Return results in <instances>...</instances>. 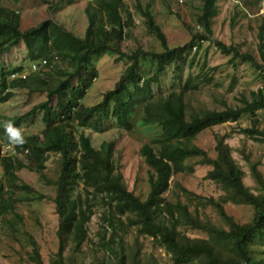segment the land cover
I'll return each instance as SVG.
<instances>
[{"label":"trees","instance_id":"16d2710c","mask_svg":"<svg viewBox=\"0 0 264 264\" xmlns=\"http://www.w3.org/2000/svg\"><path fill=\"white\" fill-rule=\"evenodd\" d=\"M198 1L201 11L196 25L184 21L180 14L176 15L190 33L189 41L176 47L168 45L166 34L156 21L151 6L138 4L145 24L162 42L164 50L138 47L126 52L122 44L136 24L132 11L125 6L124 0H92L85 10L89 21L85 36H72L71 44L59 53L43 55L36 68L39 73L33 71L12 80L31 93H46V99L28 112L14 118L1 119L0 116V165L3 166L0 218L7 219L8 214L14 213L16 202L27 192L39 198L46 197L22 180L17 173L19 168L36 171L41 179L56 185L53 202L58 217V248L47 262L41 244L31 235L32 248L28 255L35 264H108L106 251L94 253L91 260L78 257L87 253L85 246L91 242L89 224L94 215H98L100 224L107 228L109 239L106 246L114 256L110 264H264V153L252 159V152L246 151L245 143L239 149L261 187L260 192H255L246 184V171L235 156V147L228 141L238 132L244 134L245 139L264 143V122L258 114L259 109H264V88L240 89L235 105L229 104L226 97L219 94L216 99L224 107L221 110L215 106L197 108L185 98L190 90L199 89V84L210 83L211 77L205 73L202 78L188 77L180 92L169 93L162 103L152 101L153 84L162 71L173 66L177 71L174 74H181L179 72L184 69L193 48L213 39L215 18L220 12L219 0ZM243 13L247 15V11ZM257 21L258 44L255 47H244V43L227 44L218 39L214 42L221 53L231 56L230 62L235 67L239 59L248 61L264 80V15ZM20 25L21 13L0 0V56L22 40L34 36L38 28L40 34L48 36L46 23L27 31H22ZM105 52L117 55L118 61L129 60V65L101 102L86 106L82 101L99 76L96 60ZM148 57L157 60L152 76L140 72L141 62ZM56 59L70 62L74 70L69 73L55 71L53 64ZM23 70L21 64L7 71L0 68L2 100L12 95L6 91L10 86L7 75ZM41 72L50 74L51 78L42 77ZM231 81L233 84L236 80L232 78ZM217 82L225 86V82ZM231 91L232 87L224 92ZM141 107L140 122L160 127V132L141 147V154L152 169L150 191L145 199L129 189L121 165L115 160L112 140H102L97 146L91 135L83 132L79 136L72 133L71 136L61 135L50 122L54 109L53 113H63L54 118V122L57 119L67 123L81 120L104 131L108 121L114 118L120 128L131 130ZM38 110L44 113L46 127L41 132L23 136V145H14L15 153H23L25 159L17 157V154L6 155L7 150L3 149L11 142L4 122L11 121L22 130L25 118ZM245 115L249 116V122L242 125ZM227 121L238 124L237 129L215 134V155L196 143L201 131ZM51 153L62 157V167L55 180L46 171ZM197 164L209 166L205 177L221 193L218 196L196 193L177 181L176 185L183 188L189 200L196 201L195 208L191 209L181 199L177 202L170 200L168 191L174 175L193 174ZM230 201L251 205L254 209L252 220L240 223L230 215L226 209ZM208 206L217 211L221 222L202 215L199 208ZM175 208L181 211L182 217L180 221L177 218L169 221L167 215L174 217ZM15 214L21 219V215ZM9 223L15 225L18 221L10 220ZM180 225L184 226V232L180 231ZM130 236L133 241L128 240ZM148 238H152L154 248H164L167 257L154 249H146L144 239Z\"/></svg>","mask_w":264,"mask_h":264},{"label":"rangeland","instance_id":"374dc122","mask_svg":"<svg viewBox=\"0 0 264 264\" xmlns=\"http://www.w3.org/2000/svg\"><path fill=\"white\" fill-rule=\"evenodd\" d=\"M18 1V2H17ZM92 0H3V4L18 10L21 13L22 31H27L32 27H38L41 23H46V32L48 36L40 34V28L36 30L34 36L22 40L19 45L12 47L0 56V68L9 70L21 64L24 67L22 72L15 77L30 74L37 71V67L42 61L43 55H53L59 53L64 47L72 42V36L83 37L88 27V16L86 7ZM125 6L132 11L136 24L131 29V34L122 44L126 52H132L138 47H144L149 50L163 51L162 42L151 32L141 16L138 4L142 6H151L156 21L161 25L166 34L168 45L176 47L185 45L190 39V33L184 27L182 21L176 16L180 14L184 21L191 25L197 24V17L200 15L201 7L198 0H124ZM220 12L215 18L213 39L204 41L202 46L194 47L190 52L187 63L181 74H174L175 68L169 66L153 84L154 98L152 101L162 103L171 92H180L186 83L188 77L202 78L206 73L211 77L210 83L199 84V89L188 94L185 100H190L191 104L197 108L218 107L223 109L222 103L216 99L219 94H223L228 103L235 105L237 102L238 91L242 88L258 90L264 88V80L259 76L258 70L248 61L237 60V67L230 62V55L221 53L215 44V39L222 40L227 44L244 43V47H255L258 44L257 37V19L264 15V1L257 0H219ZM243 9V10H242ZM254 10V11H253ZM247 11V15L243 12ZM235 14H238L235 16ZM251 17L252 20H249ZM246 41V42H244ZM117 55H111L108 52L103 53L96 60V67L99 76L87 90L83 99V104L92 106L101 102L104 94L113 89L120 79L121 75L129 65V60H117ZM191 64V67L189 66ZM157 60L148 57L146 61L141 62L140 72L147 76H152L156 70ZM55 71L72 72L73 65L68 61L56 59L53 64ZM39 73V70L37 71ZM13 73H11L12 76ZM42 77L51 78L50 74L40 73ZM13 77V76H12ZM14 77V78H15ZM13 78V79H14ZM232 78L236 81L232 84ZM7 92L12 95L7 100L0 97V116L14 118L20 116L32 109L35 105L46 99L45 92L31 93L28 88H24L12 81ZM217 81L225 82V86L218 85ZM218 87V88H216ZM232 87L230 93L224 92ZM187 96V95H186ZM143 107L137 114V120L131 130L119 128L115 124H109V128L100 131L89 124L81 123L77 131L72 128L76 136L80 133L91 135L94 143L100 146L102 140H113L115 144V160L121 165L129 189L135 194L145 199L150 191L149 176L152 169L141 154V147L144 143L160 132V127L144 125L140 122ZM258 114L264 122V109H259ZM249 116L245 115L241 123L246 125L249 122ZM235 122L227 121L216 125L213 128H207L202 131L196 143L206 148L212 155H215L214 145L216 143L215 134L217 132L226 133L237 129ZM45 122L42 120L41 112L32 115L22 124V135L41 132L45 128ZM235 147V156L243 165L246 184L255 192H260L261 187L255 180L250 166L242 152L239 150L243 143L246 145V151L251 153L252 159L264 153V143L256 142L252 139H245L244 134L235 132L228 139ZM10 145L13 146L11 143ZM7 147V146H6ZM8 148V147H7ZM12 148L6 151V155H13ZM17 153H14L16 155ZM19 158L25 159L23 153L17 154ZM17 159V158H16ZM62 157L60 154H50L48 158V176L55 180L61 170ZM19 167V166H17ZM210 170L207 165L197 164L193 174H177L171 179V188L168 191L170 200L177 202L181 199L189 204L191 209L196 206V201L189 200V195L182 187L177 186L179 181L188 189L204 195H220L218 188L205 175ZM22 180L31 184L39 193L46 197L39 198L34 193L27 192L25 197L15 204L14 213H10L7 219L0 218V264H35L28 255L32 245L30 236L32 235L41 244L45 261L58 248V217L55 213V204L53 196L56 193V185L51 181L41 179L35 171L27 168H19L17 172ZM3 175V166L0 165V177ZM23 196L24 194L21 193ZM20 196V195H16ZM204 216H209L215 222H221L217 211L208 206L205 209L200 207ZM226 209L230 215H233L240 223H246L252 220L254 209L251 205L227 202ZM21 215V219L15 214ZM181 211L175 208L174 217L167 215L169 221L177 218L180 221ZM10 220H17L18 223L11 225ZM90 243L85 246L86 254L78 256L80 259L91 260L94 253L106 251V262L108 264L114 261L113 252L107 248L106 242L109 235L106 227L102 226L98 220V215H94L89 224ZM179 229L184 232V226ZM190 234V233H189ZM195 235V234H190ZM200 235V234H198ZM133 241V237H128ZM146 249L155 250L156 253L167 257L164 248H154L152 238L144 239Z\"/></svg>","mask_w":264,"mask_h":264},{"label":"clouds","instance_id":"9594fccd","mask_svg":"<svg viewBox=\"0 0 264 264\" xmlns=\"http://www.w3.org/2000/svg\"><path fill=\"white\" fill-rule=\"evenodd\" d=\"M5 71H7V70H5ZM16 74L17 73H13L12 74V76H11V74L10 75H7L9 78H11L12 80H13V78L16 76ZM16 78V77H15ZM6 90H8V89H6ZM192 91H195V90H190L189 91V93L190 92H192ZM188 93V94H189ZM6 94V91H4V93H3V95H5ZM188 94H187V96H186V98L188 97ZM185 101H190V100H185ZM56 105V102H54V106ZM53 110L54 109H52V113H51V115H50V122L52 123V125L54 126V127H57L58 128V130L57 131H59L60 132V134L62 135V134H67V135H70L71 136V133L72 134H74V132L72 131V129L69 127V125H71L72 124V128H74V130L75 131H77V129H78V127H81V123H82V121L81 120H73L71 123H67V122H65V121H63L62 119H57L56 120V122H54L53 121V119L54 118H57L58 116H60V115H62L63 113L62 112H54L53 113ZM39 112H41V114H42V120H43V116H44V113H43V111L42 110H38L37 112H36V114L37 113H39ZM34 115V114H33ZM32 115H29V117H31ZM29 117H27V118H25V120H24V122H26L27 120H28V118ZM2 119V118H1ZM44 121V120H43ZM84 123H88V122H84ZM115 124L117 127H119L118 125H117V123L114 121V118H111L109 121H108V123H107V126H106V128H105V130L106 129H108L109 128V124ZM4 127H5V130H6V132H7V134H8V137H9V140H10V142L13 144V146L12 145H7V147H5V149H3V150H8V149H10V148H12L13 150H14V145H23L24 143H25V140H24V138H23V135H22V132H21V130L19 129V128H17L11 121H5L4 122ZM46 127V126H45ZM120 128V127H119ZM21 129H22V126H21ZM104 130V131H105ZM205 130V129H204ZM203 130V131H204ZM103 132V131H102ZM202 132V131H201ZM200 132V133H201ZM75 135V134H74ZM76 136V135H75ZM113 141V140H112ZM114 142V141H113ZM114 149H115V144H114ZM3 153H5V151H3ZM14 153H15V151H14ZM14 153H13V155H14ZM51 154H56V153H51ZM47 168H48V163H47ZM36 172V171H35ZM40 176V175H39Z\"/></svg>","mask_w":264,"mask_h":264},{"label":"built area","instance_id":"2783aa9c","mask_svg":"<svg viewBox=\"0 0 264 264\" xmlns=\"http://www.w3.org/2000/svg\"><path fill=\"white\" fill-rule=\"evenodd\" d=\"M34 68L36 69V68H37V66H36V65H34Z\"/></svg>","mask_w":264,"mask_h":264}]
</instances>
